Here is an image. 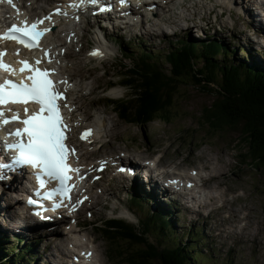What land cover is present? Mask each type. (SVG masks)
Masks as SVG:
<instances>
[{
	"label": "rangeland",
	"instance_id": "1",
	"mask_svg": "<svg viewBox=\"0 0 264 264\" xmlns=\"http://www.w3.org/2000/svg\"><path fill=\"white\" fill-rule=\"evenodd\" d=\"M222 5L224 8L219 7L216 0L211 3L208 2V0H189L188 3L181 7L187 16L190 15L198 21L201 18L205 19V22H202V34H199V31L198 33L191 31V38L206 43L212 42L206 41V34L204 33L209 31L211 29L210 27H212L209 31L210 36L221 33L217 34L214 39L223 43V46L227 45L230 49L234 46L236 48L235 53L238 60L243 59L247 62L251 61L264 69V55H261V49L254 46L252 43L255 38L250 37L252 31H248L247 29L248 23H251V20L247 19L246 9L240 6L238 0H231L228 4L223 3ZM165 6L166 5L161 4L158 7L162 13L166 11ZM251 8L254 7L252 6ZM179 16L180 14L176 15L175 20L171 22L172 26H178L177 24L181 23L178 22ZM237 16L242 18V23L240 19L238 20ZM208 21H212V23L214 22V25L210 26L209 23H207ZM153 29V26H148L147 20H145L140 24L138 29L134 28L131 31L129 30L125 35L133 32L134 35L150 36V34H154ZM217 29H219V31H217ZM169 30L171 31V28ZM117 33H119L118 30ZM162 34L164 35V33ZM186 34L187 33H182L172 37L160 35L155 43L150 46L142 44L147 43L148 41V39L144 37H141V42L137 41L136 43L130 42L125 44L123 40L121 45H123L122 54L124 55L121 57L119 53L116 54L119 62L118 64L130 67V56L138 58L143 57V55L153 56L155 58L159 57L164 61V55H168L167 48H169V43L171 41L176 43L175 41L183 39ZM107 35H110L108 37L110 43L117 48V45L111 39V34L107 33ZM221 35L226 36V38L221 37ZM125 37L128 38V36ZM228 41L231 42L230 45L228 44ZM256 41L257 44L263 45V41H260L262 44L258 42V40ZM241 47L246 49L243 50ZM251 52L258 57L254 58V55ZM123 58H125V60H123ZM253 58L257 62H255ZM118 64H109L112 67L113 74L116 73V66ZM91 78L93 79L91 84L95 85L96 83L97 87L89 96V100L91 101V104H101L106 111L108 117H104L105 133L108 134V137L111 140L109 144L112 146L115 145V147H113L115 150L119 148L123 149L124 147L122 146L127 145L128 147L132 146L129 150L135 152H142L144 154H148V152L155 154L158 152L164 156V161H181L179 165L189 166V168H193L194 170L201 169L204 164H207V166L211 168L210 179L217 182V185L219 186L226 183L222 189L216 190L215 198L222 199L219 208L210 212V210L214 209L212 202H210L209 204L211 207L209 210L203 211V214H201L205 219H199L197 223L193 222V220L196 219V215L182 217L176 213H170L169 210H162L163 214L170 216V220L173 223L174 233H176L173 236V241L177 242L180 240L184 242L189 240L188 245H191V247H194V245L198 243L196 253L200 258L193 261L195 264H264V170H256L249 167L246 162L241 159L240 154L245 152L246 149H242L239 145L235 146V141L241 138L239 132L231 131L230 133L225 134H211L206 128L197 126L196 118L199 116L200 109L202 106L212 103L214 98L213 95L204 94L192 90L191 87H187L183 89V92L185 93H178V99H180L178 101L177 111L173 112L172 116H168V122L154 119L145 127L140 128L134 124L121 120L117 113L113 112V105H108V103L104 101V98L108 99L107 93L110 87L108 84L111 80L110 77H103L98 73L93 72ZM79 84L83 87L81 89L82 92L85 91L87 93L86 95H88V92L90 93V88L83 86L81 81H79ZM118 89L123 91V94L119 97H124L126 94L125 89ZM184 94L187 96L185 97ZM82 97L85 98L84 96ZM136 147H139V150ZM141 148H143V150H141ZM201 156H203V158ZM204 156L207 157V159H205ZM105 181L107 180L104 176L102 180L103 183L93 189V203L79 212L76 217L78 223L75 226V231L72 233L75 238L81 241V245L78 247L79 249L81 247H87L88 244V247H94L98 251L102 264H120L118 262L110 263L105 257L106 243L101 238L98 230L102 220L100 213L103 212L102 207L107 206L108 211H105L107 216H110L113 211H116L114 213L116 216H120L119 212L126 206L127 201H130L131 203L133 202L130 200V194L127 196L124 191L118 190L119 184L107 185ZM210 182L211 181L208 183ZM230 188L235 189L236 192H229L226 194L227 198H224L222 194ZM242 190L249 192L251 198L245 196L243 197V200H250V202H241L239 205L231 207L230 199L234 196L241 195ZM125 196L127 197V200ZM4 200H6V196L1 200L3 202L0 201V206L2 207L5 205ZM139 200H141V198ZM218 201L219 199H216L215 202ZM11 203L13 204V200ZM237 203L238 197L234 198L231 202L232 205H236ZM246 205H248L247 208L254 209L258 213L256 217L261 223L260 227H258L259 223L256 220L245 215L244 209H247ZM136 208L138 209L139 207L136 206ZM9 209L12 211H8L7 213H2L0 209V225L2 226H6L7 222L14 223L16 221L15 219H17L16 217H13L15 207L8 208L7 210ZM232 209L234 213L233 216H231ZM157 210H160V208ZM138 212L145 218L147 210L142 211L138 209ZM124 213L125 216L131 218V214L134 212L132 211L131 214L127 212ZM247 213L249 215L255 213V211L248 210ZM79 222L84 226L83 228L78 226ZM147 222L148 221H145L143 223L147 224ZM219 224H224L233 234H239L241 228L242 232H244H241L238 236L230 235L228 241L223 242L221 252L225 253L234 242L243 238L236 242L225 255L219 254L220 240L218 236H214V232L211 231L215 227H218ZM251 224H253L252 227H250ZM6 227L8 229L0 231L2 236L0 240L4 242V246H6V244H15V241L9 238H15L13 235L19 236L17 232L14 231V229H17L15 224H12L11 226L7 224ZM190 227L195 229V231L196 228L199 227V233L204 240H198V235H195L194 237V234H192V238H194L195 241H190L192 238L187 239L188 233L191 232L189 230ZM255 229L256 231L254 234H252L251 237H248L250 234L249 232L253 233ZM39 230L40 229L34 231L30 230L29 232L36 233ZM217 232L220 238H222L224 233L228 234L224 229H218ZM212 235L215 237V243L213 242V238H211ZM155 237L156 236L151 234L149 239L153 241L156 239ZM25 240L35 245L34 252H36L35 261H37V264H61L62 259L58 257L55 258L53 254L56 253V250L66 248L68 245L67 234L63 233L62 228H58L55 231V234L42 232L41 234H34L32 237ZM38 240L39 243H37ZM82 240H84L86 244H83ZM246 240L251 243H246ZM157 244H159L158 241ZM160 244L162 246H168L170 242L161 241ZM12 247H14V245ZM243 247H248V255L247 249ZM252 247H254L253 254L251 253ZM199 249L201 251H198ZM33 264H35V262Z\"/></svg>",
	"mask_w": 264,
	"mask_h": 264
},
{
	"label": "trees",
	"instance_id": "2",
	"mask_svg": "<svg viewBox=\"0 0 264 264\" xmlns=\"http://www.w3.org/2000/svg\"><path fill=\"white\" fill-rule=\"evenodd\" d=\"M235 51L218 42L199 45L189 40L168 49L164 61L153 56L132 57L126 72H132L140 81V92L132 101L116 104L117 114L143 128L154 119L168 122V116L177 111L178 93L187 87L213 95L212 103L200 109L197 126L211 134L239 132L241 138L235 146L246 149L241 159L249 167L264 170V69L238 60ZM170 223L171 220L164 222ZM164 224L155 227L157 222L152 223L158 234L153 241L146 235L136 236L119 222L108 226L101 237L109 245L113 261L120 264H195L193 261L200 258L197 246L188 245L189 240L173 243L170 240L174 235ZM187 238L191 239L192 233ZM161 241L170 244L162 246ZM9 250L13 252L15 248L0 244V264H33V245L4 260L2 256Z\"/></svg>",
	"mask_w": 264,
	"mask_h": 264
},
{
	"label": "snow or ice",
	"instance_id": "3",
	"mask_svg": "<svg viewBox=\"0 0 264 264\" xmlns=\"http://www.w3.org/2000/svg\"><path fill=\"white\" fill-rule=\"evenodd\" d=\"M9 3L12 0H8ZM84 0H81L83 3ZM97 0H91L95 4ZM124 0H122V3ZM70 7H78L76 4L69 5ZM106 9H101L105 11ZM45 20H51L50 16L45 17L43 20H37L28 24L23 21V27L12 25L3 35H0V41H16L24 45L29 50L39 47L40 38L47 32L51 31L50 28L39 30V26L45 23ZM6 51H0V70L9 73L12 76L17 74V70L11 65L3 61ZM19 55V51L15 53ZM93 56H101L99 50L90 53ZM45 56L48 53L45 51ZM51 62V60H49ZM22 65L19 69L20 73H24L27 69L26 75L19 82L12 79L5 78L0 81V108L8 104H23L24 118H21L19 112L12 111L10 118L6 117L4 111L0 110V129L10 123H19L23 127L16 128L14 131L9 132L10 137H15L16 142L7 144L9 150H15L17 155L13 157V165L0 164V169L12 168L14 165H28L38 170L37 180L41 188H44L46 181L43 177L48 178V182L56 181L59 186L48 191L42 197L43 199H51L58 194L66 196L70 185L67 181L71 179V173H79V169L72 168L68 163V157L75 154V148L67 144L68 137L66 135L69 131V126L61 114L60 104L58 101L64 99L62 93L50 77L54 74V70L41 69L38 65L41 60H36L34 65H30L27 60L18 61ZM67 83V81H61ZM38 105V110L32 111L29 114L27 105L29 103ZM67 107V105H64ZM91 135V130H86L81 134V139ZM123 170V169H122ZM3 177L0 176V179ZM37 196L40 192L36 193ZM29 203H34L29 200ZM61 205L54 202L53 207L57 208ZM91 255V254H89Z\"/></svg>",
	"mask_w": 264,
	"mask_h": 264
},
{
	"label": "bare ground",
	"instance_id": "4",
	"mask_svg": "<svg viewBox=\"0 0 264 264\" xmlns=\"http://www.w3.org/2000/svg\"><path fill=\"white\" fill-rule=\"evenodd\" d=\"M213 0H210V2H212ZM229 2V1H228ZM219 3H226L227 4V0H220V2ZM245 11V10H244ZM155 13H156V15H158V17H157V20H152V26H154L153 24H155V25H159V26H163L164 28L166 27V25H164L163 23H162V21H163V19H170V23L173 21V20H175V17H176V15H177V12H175L174 11V9L173 8H168V10H167V12L166 13H164V14H160V11H159V9H155ZM188 17V16H187ZM183 18H186V16L185 15H181L180 14V16L178 17V22H185V20L183 19ZM189 18V17H188ZM158 26V29H160V27ZM100 32H102V30H100ZM173 32H174V28H173V31H171V34H173ZM163 33V32H162ZM256 33L255 32H252V35L254 36ZM253 38H255V37H253ZM59 40H61L62 41V39L60 38ZM257 38H255L254 39V42L252 41V43L254 44V46H256V47H259V49H261L260 50V54L261 55H264V47H263V45H259V44H257ZM259 42V41H258ZM109 50L107 49V56H109ZM69 53V52H68ZM106 56V54L105 53H103L102 55H101V58H103V57H105ZM75 85V84H74ZM80 85V84H79ZM83 87L81 86V89H82ZM83 94H87L85 91H83ZM88 94H89V92H88ZM106 130V129H105ZM97 136L98 137H100V133H98L97 134ZM87 164V163H86ZM206 170H210L209 172H208V174H209V176H211V168H209V166H205L204 167ZM188 171V170H187ZM186 171V172H187ZM178 177H181L179 174L177 175ZM213 178V177H212ZM209 179H210V177H209ZM211 180V179H210ZM199 183L201 182V179L198 181ZM214 184H217V182H214ZM219 186V185H218ZM17 189H19L20 190V187L19 186H17ZM209 191V190H208ZM207 191V192H208ZM8 193H9V191H8ZM5 196H7V192H5V193H3V194H1L0 195V200H3V198L5 197ZM75 199V197H74V195H73V197H72V202H73V200ZM214 199H215V197H211V200H212V202L214 201ZM12 200H13V198H12ZM1 202H3V201H1ZM232 202V201H231ZM12 207H15L14 206V204H12L11 202L10 203H8L7 204V208H12ZM8 211H12L11 209H9V210H6V211H2V213H7ZM124 212H127V213H130L131 214V211L125 206L124 208H122L121 209V214H120V216H122V215H124L125 213ZM112 213H114V212H112ZM4 221V220H3ZM28 233H30V234H26V237L27 238H29V237H32V235H34V234H37L38 232H36V233H33V232H28ZM41 234V233H40ZM238 236V235H237ZM69 245V244H68ZM67 245V246H68ZM66 246V247H67ZM67 253H70V251H68L67 250ZM99 254V253H98ZM96 264H98V261H97V258H96V256H94V260H93Z\"/></svg>",
	"mask_w": 264,
	"mask_h": 264
}]
</instances>
